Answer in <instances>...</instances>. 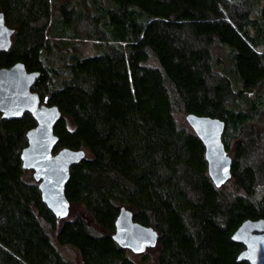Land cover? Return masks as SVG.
I'll return each mask as SVG.
<instances>
[{
  "label": "trees",
  "instance_id": "obj_1",
  "mask_svg": "<svg viewBox=\"0 0 264 264\" xmlns=\"http://www.w3.org/2000/svg\"><path fill=\"white\" fill-rule=\"evenodd\" d=\"M58 7L52 18L51 0H0L13 28L0 67L39 72L31 90L60 113L53 153L84 157L70 168L68 212L57 217L22 167L35 120L0 114V264H249L236 261L244 246L230 237L245 219L264 218V0ZM83 38L95 53L76 51ZM217 43L228 49L221 69ZM188 113L225 123L231 162L219 186ZM121 207L156 231L153 245L134 252L112 238Z\"/></svg>",
  "mask_w": 264,
  "mask_h": 264
},
{
  "label": "water",
  "instance_id": "obj_2",
  "mask_svg": "<svg viewBox=\"0 0 264 264\" xmlns=\"http://www.w3.org/2000/svg\"><path fill=\"white\" fill-rule=\"evenodd\" d=\"M12 33L13 28L6 25L0 12V51L8 49ZM38 75L37 71H27L22 62L0 67V114L4 119H14L28 112L35 120V126L25 134L27 145L20 153L22 167L31 169L33 178L39 182L42 202L55 216L63 217L69 208L64 188L70 168L84 157V151L63 147L53 153L57 140L53 125L60 113L56 106L40 103L38 94L31 90ZM185 119L204 146L209 177L219 186L225 180L231 162L221 138L224 121L193 113L186 114ZM112 238L121 247L138 252L153 245L157 233L152 227L134 221L131 211L121 207ZM230 238L244 246L236 261L264 264V218L245 219Z\"/></svg>",
  "mask_w": 264,
  "mask_h": 264
},
{
  "label": "rangeland",
  "instance_id": "obj_3",
  "mask_svg": "<svg viewBox=\"0 0 264 264\" xmlns=\"http://www.w3.org/2000/svg\"><path fill=\"white\" fill-rule=\"evenodd\" d=\"M62 1H68V0H51L52 18L58 14V12H59L58 6ZM71 1H73V0H71ZM104 2L106 3V1H104ZM252 15H253V12H252ZM82 29L85 30V27H83ZM77 40H78L79 44L76 46V51L79 52L81 55H90V54H93L96 52V47L94 44V40L92 38H83V39H77ZM259 49L263 50L264 47L260 46ZM227 53H228V49L225 48L223 45L217 43L214 46L213 55H214V59L217 61V68L218 69H221L222 67H225L228 65L229 61L227 58L228 57ZM262 127H263L262 125L259 126V128H262ZM262 130H264V129H262ZM231 142H233V140ZM261 142L264 143V137L262 138ZM230 153L232 155V152H230ZM256 153H257V151L255 152V154ZM70 254L73 256V253L71 251H70Z\"/></svg>",
  "mask_w": 264,
  "mask_h": 264
}]
</instances>
